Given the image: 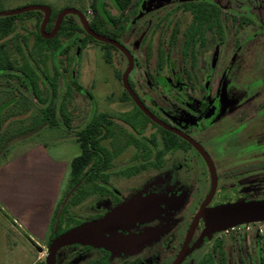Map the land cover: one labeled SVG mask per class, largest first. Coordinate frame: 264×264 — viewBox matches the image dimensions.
<instances>
[{
  "label": "flooded vegetation",
  "instance_id": "af4514ba",
  "mask_svg": "<svg viewBox=\"0 0 264 264\" xmlns=\"http://www.w3.org/2000/svg\"><path fill=\"white\" fill-rule=\"evenodd\" d=\"M132 1L125 9L114 4L102 25L112 29L107 38L130 55L127 85L148 114L123 83L127 56L105 43L119 55L120 70L115 69L114 77L121 93L115 94L112 104L107 101L99 113L101 122H93L96 112L90 108L88 120L75 129L79 145V135L89 126H97L101 137L98 147H91L90 168L76 184L65 186L59 200L66 212L45 242L41 263L46 264L55 238L84 223L106 219L109 222L97 231L106 246L64 245L56 250L53 264H209L203 255L205 246L215 241L211 253L217 254L227 237L235 241L238 232L246 231L245 225L255 230V252L240 248L237 264H264V232L259 227L264 223L242 224L208 238L203 235L204 218L199 217L191 231L201 209L264 201V90L236 89L237 75L246 65L239 56L242 45H250L247 53L255 62L262 55L252 52L264 37L260 4L257 0L245 4L241 0ZM185 15L190 24L180 19ZM95 17L88 24L95 23ZM58 30L53 37L42 38L54 39ZM244 31L249 35L238 40ZM85 33H76L56 47L48 69L55 82L65 75L59 66L67 62L57 57L73 43L75 53L84 41L86 45ZM171 59L189 69L170 67L163 72ZM40 72L50 95L38 121L49 127L45 110L52 108L58 120L55 108L61 116L63 105L56 106V86H48L45 71ZM62 122L68 128L67 120ZM117 212L120 216L114 218Z\"/></svg>",
  "mask_w": 264,
  "mask_h": 264
},
{
  "label": "rangeland",
  "instance_id": "374dc122",
  "mask_svg": "<svg viewBox=\"0 0 264 264\" xmlns=\"http://www.w3.org/2000/svg\"><path fill=\"white\" fill-rule=\"evenodd\" d=\"M134 1L138 2V0L132 2ZM257 1L261 6L260 16L264 22V0ZM241 2L245 4V0ZM93 3L97 4L103 16L114 8L111 0H0V12L27 5H42L50 8L52 14L59 12V15L64 9L70 8L81 12L86 21L90 22L95 14L92 9ZM103 16L102 21H104ZM180 19L185 24L191 22L186 15ZM261 26L264 27V23ZM257 29L260 30L258 27ZM111 31L112 29L106 25L98 26L96 30L99 35L106 38L111 37L109 34ZM36 33L35 20L22 18L17 21L15 32L3 41L8 62L13 69L21 70L28 66L35 73L32 82L36 85L31 91L29 78H24L22 75V79L20 77L18 79L15 77L16 72L9 73L10 78L6 76L8 74H0V264H32L38 257L44 260V254L36 252L28 241L31 237L25 229L18 228L17 222L27 221V219L29 222H35V217L39 216L41 211L36 208L45 205L49 197L53 195L56 186L60 187L57 202L62 199L66 190L65 186L68 184L69 164L80 155L81 151L75 139V129L88 120L90 108L92 113L96 112L95 117H99L107 101L112 104L115 96L121 93L114 77L115 69L117 68L118 72L120 70L117 64L119 55L111 46L91 40L83 34L87 41L86 45H83L81 49L78 48L75 53L76 46L73 43L64 56L57 57L67 62L60 64V71L66 70V73L59 75L55 82L51 76L53 72L48 74V69L53 66L52 54L39 52L35 43ZM239 33L238 40L240 41L249 35L245 31ZM257 41L259 42L255 44L256 46L254 45L252 52L257 55L262 54L259 62H255L252 54L247 53L251 48L249 44L242 45L240 49L239 56L244 57L242 63L246 65L242 67L244 71L237 75L236 89L264 90V37ZM115 57L117 58L114 59ZM106 61L108 63H105ZM151 61L154 65V57ZM123 63L125 64L124 61ZM170 67L176 70L178 68L189 69L188 65L181 62L175 63L171 59L167 65H163L162 71L167 73ZM40 70L45 71L48 86H56L53 99L54 101L57 99L56 106L62 103L61 116L67 120L68 128L60 124L63 119L57 107L55 108V115L58 118L56 121L60 122L57 127L50 128L38 121L42 117L41 111L45 109L43 106L47 104L50 95ZM71 72L74 73L73 76ZM256 80L257 83L253 88ZM18 81L27 85L29 89H25ZM77 89L83 92L80 93ZM116 89L118 91L114 92ZM33 149H43L49 160L42 163L33 162L30 157H27L29 150ZM33 224L38 229L35 230V234L31 231L29 234L40 241H31L46 251L47 232L41 230L36 222ZM86 224L88 223L82 225ZM259 227L264 232V225L260 224ZM48 229L50 231V227ZM255 236V230L252 229L250 232H238L235 235V241L229 236L227 237L229 240L223 241L224 246L219 247L217 254L211 253V248L215 243L212 240L205 246L203 255L209 260V264H221L223 256L225 259L223 264H237L236 256L240 248L246 246L250 253L255 252ZM43 238L45 239L42 240ZM260 241L263 242L262 239Z\"/></svg>",
  "mask_w": 264,
  "mask_h": 264
},
{
  "label": "water",
  "instance_id": "95a60500",
  "mask_svg": "<svg viewBox=\"0 0 264 264\" xmlns=\"http://www.w3.org/2000/svg\"><path fill=\"white\" fill-rule=\"evenodd\" d=\"M30 11H39L43 13V20L41 22L39 32L44 38H51L53 37L62 21V19L66 15H75L84 31L94 38L97 41L111 44L121 50L128 58L129 60V67L124 73L123 76V83L128 90L129 94L132 96V98L135 100L136 104L139 106V108L144 111L146 114L148 112L146 109L139 103V101L135 98V96L132 94L130 88L127 85V75L130 72L132 68V59L130 55L127 53V51L119 45L117 42L112 41L106 37H103L94 31H92L89 27L88 22L86 21L85 17L83 14L75 9H64L56 18L54 27L50 34H46L45 28L46 25L49 21L50 15H51V10L50 8L42 5H27L23 6L14 10L10 11H3L0 12V17H6V16H14V15H19L22 13L30 12ZM118 217L120 216L119 213L117 212L116 215H113V217ZM114 217V218H115ZM199 217L204 218V236L210 238V235L214 233H220L223 231H226L230 228H234L236 226L242 225V224H248V223H264V201H258V202H236L233 204H225L221 205L212 209H201L197 215V217L194 220V223L191 227H194V225L197 222V219ZM113 219V218H112ZM109 222L106 219H101L99 221L91 222L86 225H81L77 228L71 229L62 235L58 236L55 238L52 242V245L50 247V251L47 255V261L46 264H53V259H54V254L57 249L60 247L67 245V244H72V243H84V244H98L102 246H106L108 244L107 241H104L101 237H99V233L101 230L106 226L105 224ZM99 231V233H97ZM31 245H33V248L38 252L42 253V248L37 246L35 243H33L31 240H28ZM185 247H183L181 251V257L185 254Z\"/></svg>",
  "mask_w": 264,
  "mask_h": 264
},
{
  "label": "trees",
  "instance_id": "16d2710c",
  "mask_svg": "<svg viewBox=\"0 0 264 264\" xmlns=\"http://www.w3.org/2000/svg\"><path fill=\"white\" fill-rule=\"evenodd\" d=\"M117 7H120L121 9H125V7L128 5L129 0H111ZM92 9L95 13V23H90V29L94 32H96L98 26L100 27L103 23L102 21V13L98 10L97 4L92 5ZM59 13V12H58ZM56 14L50 15V19L48 24L46 25L45 32L51 30L54 26V22L57 18ZM22 18H32L36 22V28H37V33H36V40L35 43L37 45V48L39 49V52H43L44 50L50 52L51 54L54 53L56 47L58 44L62 45L63 42L67 39L70 40V38L76 34V33H85L80 21L75 15H66L59 26L58 34L54 39L46 40L43 39L40 32L39 28L41 25V22L43 20V13L39 11H30L26 13H22L19 15H14V16H6V17H0V74H8L6 75L8 78H10L12 72H16L17 77L19 79H22V75L24 78H29V80L32 81L33 76L35 73L33 72L32 69H30L28 66L23 67L21 70H15L11 66V64L8 62V57L6 55V52L4 50V43L3 41L13 34L16 30L17 27V21ZM86 34V33H85ZM87 38L93 40L90 36L85 35ZM56 39V40H55ZM85 44V41L82 43V46ZM68 47H65L67 50ZM18 83L22 84L25 89H29L27 85L24 83H21L18 81ZM35 83H32L30 86V90L33 91L35 89ZM45 120L47 118V124L49 127H54L56 125V120L54 118V110L52 108H47L45 110ZM44 120V121H45ZM103 120L102 117H94L93 122H101ZM101 130L97 126H89L87 129L83 130L82 133L79 135L78 142L80 143L81 146V153L77 157H75L69 164V177H68V182L69 185H74L76 184L84 174V171L86 169L90 168L91 165V147L95 146L98 147V138L101 137ZM61 202L59 201L53 211V216L51 219V233L55 229V222L56 228L58 229L60 224L63 221L65 212H66V207H60ZM38 264H43V263H38Z\"/></svg>",
  "mask_w": 264,
  "mask_h": 264
},
{
  "label": "crops",
  "instance_id": "0c3cea01",
  "mask_svg": "<svg viewBox=\"0 0 264 264\" xmlns=\"http://www.w3.org/2000/svg\"><path fill=\"white\" fill-rule=\"evenodd\" d=\"M33 156V158H32ZM27 157L31 158V160H33V162L37 161V162H46V160H49V157L45 154V151L43 149H33V150H29V152L27 153ZM65 173V171H64ZM63 173V175H64ZM63 175L61 177V179L63 178ZM59 190L60 187L56 186V189L53 191V195L51 197H49V199L47 200V202L45 203V205L43 207L36 208L41 210L40 213L37 211V213H39V216L35 217V222L36 224L39 226V228H41V230H45V232H47V237L50 236L51 234V228L49 231V227L51 225V219L53 216V211L55 209V205L58 201V195H59ZM38 197V195H36ZM25 220V219H24ZM35 222H29V220L27 219V221H21V222H17L18 228L21 230L25 229V231H27V234L31 237L32 241H36L39 242L40 240L38 238H35V236H32L31 234H29V232L31 231L32 234H35V230L38 229V227L35 228ZM40 237V236H37ZM45 238H43L42 240H44ZM37 252V251H36ZM38 253V252H37ZM35 258V257H34ZM38 260V261H37ZM37 262L41 263L42 260L40 259V257H38L37 259H34L32 264H36Z\"/></svg>",
  "mask_w": 264,
  "mask_h": 264
},
{
  "label": "built area",
  "instance_id": "2783aa9c",
  "mask_svg": "<svg viewBox=\"0 0 264 264\" xmlns=\"http://www.w3.org/2000/svg\"><path fill=\"white\" fill-rule=\"evenodd\" d=\"M244 228H245L246 231L250 230V227L248 225H245Z\"/></svg>",
  "mask_w": 264,
  "mask_h": 264
}]
</instances>
